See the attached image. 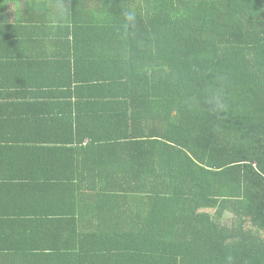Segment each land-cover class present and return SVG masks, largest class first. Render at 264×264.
<instances>
[{
    "label": "trees",
    "instance_id": "trees-1",
    "mask_svg": "<svg viewBox=\"0 0 264 264\" xmlns=\"http://www.w3.org/2000/svg\"><path fill=\"white\" fill-rule=\"evenodd\" d=\"M44 27L56 35L39 38ZM42 45L56 49L29 51ZM38 105L49 108L46 136L65 144L45 147L51 174L28 186L50 210V238L16 251L2 241L1 255L264 256V0H0V127L13 131L0 143L34 141L21 129ZM44 187L50 203L35 199ZM226 217L238 226L223 227ZM16 226L20 238L32 228Z\"/></svg>",
    "mask_w": 264,
    "mask_h": 264
},
{
    "label": "crops",
    "instance_id": "crops-1",
    "mask_svg": "<svg viewBox=\"0 0 264 264\" xmlns=\"http://www.w3.org/2000/svg\"><path fill=\"white\" fill-rule=\"evenodd\" d=\"M49 20V19H48ZM47 26V25H46ZM54 30L50 27H44L39 30L38 36H45L39 38H45V41L50 40ZM33 32H28L27 34H32ZM57 33V31H56ZM33 35V37H38ZM41 39H38V42ZM56 48L46 47V46H37L31 48L29 51L34 53L37 50L38 55H44L48 53L47 50H55ZM29 51H27L29 53ZM51 53V52H50ZM63 69V67H62ZM66 100V99H63ZM43 102V101H39ZM49 110L46 105H38L35 110V116L32 120V123L29 126L21 129L23 134L30 135L29 137L32 140L25 142L11 141L9 138L7 142L1 141L0 143V232H2L1 245L2 241L5 245H9L10 249L2 248L1 250H12L15 249L19 244H31V245H42L45 244L42 240L50 238V229H49V220L51 216L49 215L50 210L47 205L42 202L33 203L32 193L28 191V186L32 184L35 176L41 175V182L44 183V180L47 178L46 173L51 174V171H47L48 164H51L52 161L47 159L48 152L45 147L50 145H65L60 142H54L46 135L49 134V126L39 125L38 123L42 121L43 113L45 110ZM46 115L45 112V117ZM0 127V133L13 132L10 130L4 131ZM70 161L66 162L62 166H67ZM77 164V161H75ZM63 175L70 174L71 170L67 171L66 169L62 170ZM35 193V199L41 201L40 197L44 196L43 202L50 203L51 199V190L48 187L37 190ZM38 207H40L41 215L44 216V219H40L39 223L37 222L36 215L38 212ZM35 222V223H34ZM19 223L20 228H23L26 225L32 226V228L22 234V238L19 237V231L17 224ZM37 223V226H36ZM223 227H228V229H235V226L238 224L225 223ZM231 227V228H230ZM237 229H241L240 227ZM16 230V231H15ZM30 232L29 236L28 233ZM7 235V236H6ZM238 238L243 236V234L237 233L233 235ZM5 237V238H4ZM21 239V240H20ZM235 242V240H233ZM3 252V251H1ZM11 252V251H10ZM0 253V263L2 264H18V256L15 255H1ZM236 263L241 262L245 264L247 262L264 261V256L259 255H236ZM35 261V260H29ZM44 261V260H43Z\"/></svg>",
    "mask_w": 264,
    "mask_h": 264
},
{
    "label": "rangeland",
    "instance_id": "rangeland-1",
    "mask_svg": "<svg viewBox=\"0 0 264 264\" xmlns=\"http://www.w3.org/2000/svg\"><path fill=\"white\" fill-rule=\"evenodd\" d=\"M231 221V217H226L225 219H224V222L225 223H228V222H230Z\"/></svg>",
    "mask_w": 264,
    "mask_h": 264
}]
</instances>
